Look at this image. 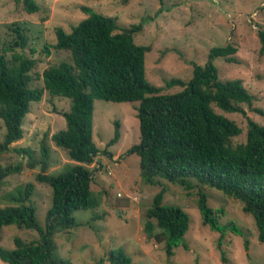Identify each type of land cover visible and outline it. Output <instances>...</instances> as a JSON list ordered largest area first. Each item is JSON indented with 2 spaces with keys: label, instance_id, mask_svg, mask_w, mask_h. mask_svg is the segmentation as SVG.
<instances>
[{
  "label": "trees",
  "instance_id": "16d2710c",
  "mask_svg": "<svg viewBox=\"0 0 264 264\" xmlns=\"http://www.w3.org/2000/svg\"><path fill=\"white\" fill-rule=\"evenodd\" d=\"M16 2L27 14L39 10L34 0ZM80 9L85 18L71 26L69 32L61 27L55 29L52 47L56 52H67L70 60L48 65L39 76L42 87L33 86L36 60L22 52L28 43L26 28L12 26L13 42L0 52V120L4 126L0 154L8 152L13 143L23 138L22 125L30 104L40 102L46 91L53 98L69 100V110L62 113L65 128L52 134L50 140L77 163L56 176L45 174L50 154L46 134L40 141L38 158L30 150L19 151L28 157L29 169L40 166L41 172L35 180L51 188V206L43 227L31 203L34 186L28 183L12 197L14 206L0 207V240L2 229L11 225L38 234L36 240L29 242L16 237L13 249L0 248V260L4 264H71L55 254L53 236L78 227L74 212L99 206L90 188L93 172L84 167L92 164L100 153L92 138L94 100L138 103L135 110L139 143L130 147L126 155H137L139 176L146 183L154 185L157 179H162L188 187L189 182L195 181L239 201L243 212L254 221L257 240L264 244V125L246 117L242 105L251 108L254 97L242 81L220 80L213 65L217 58L237 64V48L227 44L210 49L204 65L192 64L190 80L165 81L166 88H182L179 92L161 94L162 88L151 85L145 77V56L150 48L134 42L141 26L122 28L115 18L98 14L89 7ZM257 36L263 53L264 31L258 30ZM45 53L49 54L47 47ZM213 106L246 117L243 143H233L242 133L241 128L216 113ZM253 111L264 117L263 110ZM119 138V123L115 122L114 136L107 146L114 145ZM103 153L111 155L108 151ZM19 171L17 166L0 165V184ZM162 199L163 191H160L146 211L145 231L150 237L156 227L165 236L166 254L171 255L178 246L186 247L184 236L189 217L179 207L162 205ZM197 206L203 225L219 234L221 261L228 264L220 245L228 231L242 235L241 231L233 223H219L218 214L222 211L210 208L204 193H199ZM104 261L133 264L120 249L108 252L105 260L97 264Z\"/></svg>",
  "mask_w": 264,
  "mask_h": 264
},
{
  "label": "rangeland",
  "instance_id": "374dc122",
  "mask_svg": "<svg viewBox=\"0 0 264 264\" xmlns=\"http://www.w3.org/2000/svg\"><path fill=\"white\" fill-rule=\"evenodd\" d=\"M39 10L27 14L16 0H0V52L13 42L10 28L16 24L27 29L28 43L23 54L36 60L32 74L33 86L42 87L39 76L54 62L69 61L67 52H56L55 29L66 32L85 18L80 7L115 18L122 28L140 25L134 36L137 45L148 46L145 58L146 80L161 87V94H173L182 88L165 87L172 78L187 82L192 77V64L204 65L214 47L231 44L237 48V64L222 58L213 61L222 81L239 79L253 95L251 108L242 105L246 117L264 125V117L254 109L264 111V52H260L258 30L264 31V0H34ZM46 47L49 54H46ZM20 52L19 49H15ZM11 52L7 53L9 57ZM92 138L100 153L94 162L84 167L93 172L91 191L99 200L97 208L74 212L78 227L57 232L53 236L55 254L71 264H97L110 251L122 250L133 264H223L218 245L219 234L203 225L197 201L199 193L207 197L210 208L219 212L221 225L234 224L242 233L228 231L220 245L228 264H264V244L257 240V231L251 216L242 210V204L221 192L203 187L195 181L181 186L157 179L150 185L139 176V158L126 151L139 143L137 102L113 103L94 100ZM216 113L234 121L242 133L233 143H243L246 117L239 113H225L213 106ZM69 110V100L51 97L46 91L40 102L30 104L22 129L23 138L0 154V165L17 166L16 172L0 184V207L14 206L12 197L26 184L32 183L31 203L36 208L39 223L45 226L47 210L51 206L52 190L35 180L41 168L27 167L28 157L19 152L27 149L39 157L40 141L47 135L50 148L45 174L56 176L67 167L76 165L66 152L50 140L55 132L65 128L62 113ZM115 122L119 123L120 138L108 147L114 136ZM4 126L0 120V135ZM110 152V156L103 153ZM163 191L162 205L181 208L189 217V228L184 236L185 246L166 254L165 236L154 227L152 236L145 231L146 211L152 207L154 196ZM153 225L155 222L152 221ZM33 241L35 231L17 226H6L1 231L0 248L13 249L14 239ZM247 243V244H245ZM0 264H4L0 260ZM103 264H109L106 261Z\"/></svg>",
  "mask_w": 264,
  "mask_h": 264
}]
</instances>
